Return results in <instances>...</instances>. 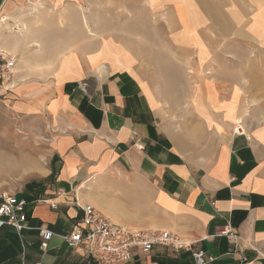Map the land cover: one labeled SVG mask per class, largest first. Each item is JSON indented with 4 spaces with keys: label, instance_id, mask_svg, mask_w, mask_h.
I'll list each match as a JSON object with an SVG mask.
<instances>
[{
    "label": "crops",
    "instance_id": "crops-1",
    "mask_svg": "<svg viewBox=\"0 0 264 264\" xmlns=\"http://www.w3.org/2000/svg\"><path fill=\"white\" fill-rule=\"evenodd\" d=\"M0 18V49L17 57L0 107L47 122L30 151L0 154V175L25 163L4 179H30L0 181L28 203L24 231L0 230V264H97L63 240L87 204L187 246L124 264H195L197 250L209 264H264V124L248 119L260 111L242 77L218 70L264 49V0H0ZM157 82L171 84L164 102Z\"/></svg>",
    "mask_w": 264,
    "mask_h": 264
},
{
    "label": "built area",
    "instance_id": "built-area-1",
    "mask_svg": "<svg viewBox=\"0 0 264 264\" xmlns=\"http://www.w3.org/2000/svg\"><path fill=\"white\" fill-rule=\"evenodd\" d=\"M5 21L0 18V28ZM15 56L0 49V87H5L15 75L17 64ZM26 199L16 194L2 192L0 194V230L12 227L17 232L26 229L27 223ZM53 210L58 205L50 203ZM83 215L74 230L63 237L64 242L73 248L82 247L88 258L97 264L129 263L134 251L150 254L157 246L171 247L175 251L186 249L171 232L160 230H132L114 225L93 206L87 204L82 207ZM222 236H231L230 228L226 227ZM54 233L49 229L40 232L41 248L47 250ZM195 264H209L211 259L203 250L192 253Z\"/></svg>",
    "mask_w": 264,
    "mask_h": 264
},
{
    "label": "rangeland",
    "instance_id": "rangeland-1",
    "mask_svg": "<svg viewBox=\"0 0 264 264\" xmlns=\"http://www.w3.org/2000/svg\"><path fill=\"white\" fill-rule=\"evenodd\" d=\"M110 13V12H109ZM160 53V54H159ZM161 55L162 53L159 52ZM157 54V56H159ZM232 60L236 61L235 63L230 64L228 67L218 68L219 73L221 75H230V76H238L242 77L241 85L248 91V99L247 105L249 108L257 109V112L260 111L259 114L250 113L248 119L251 122L263 123L264 124V49H258L255 46L250 44L247 45L244 51L236 52L235 56L231 57ZM162 69V68H161ZM156 70H160V68H156ZM217 70V71H218ZM159 74L158 72L156 73ZM149 86L156 88L155 93H157L162 102V95L164 93L163 88L168 85L170 87V83L166 84L164 82L150 83ZM174 85V84H172ZM177 85V84H176ZM179 85V84H178ZM177 85V86H178ZM191 116L186 115H176L175 121L180 122L189 119ZM47 122L43 119H34V118H26L21 117L20 115L13 113L7 109L0 107V154H4L3 151H12L14 154L19 157L21 149L30 151V147L38 142L41 139V130L37 131V129L46 128ZM5 140V142H4ZM7 141V142H6ZM21 144H19V142ZM13 144H19L17 147L12 146ZM22 144L26 145L22 148ZM18 152V153H17ZM17 153V154H16ZM45 153V152H44ZM46 154V153H45ZM14 161V160H13ZM47 163V162H45ZM1 165V164H0ZM25 163H10L6 162L4 171L0 175V181H7L8 184H13V186L19 187L22 183L30 180V179H4L5 176H9L10 172L13 174H17L20 176L21 171L24 169ZM15 168V169H13ZM8 173V174H7ZM5 174V175H3ZM21 177V176H20ZM7 192V191H6Z\"/></svg>",
    "mask_w": 264,
    "mask_h": 264
},
{
    "label": "bare ground",
    "instance_id": "bare-ground-1",
    "mask_svg": "<svg viewBox=\"0 0 264 264\" xmlns=\"http://www.w3.org/2000/svg\"><path fill=\"white\" fill-rule=\"evenodd\" d=\"M25 31V28H21L20 30H19V32L20 33H23ZM18 32V31H17ZM20 33H18V34H20ZM13 87V86H12ZM37 114H39V113H37ZM28 164V166H35L36 164H34V163H27ZM38 166V165H37ZM29 168H31V167H29ZM13 169H15V168H13ZM18 169H20V168H18ZM32 169V168H31ZM30 169V170H31ZM33 169H35V168H33ZM45 169H47V168H45ZM16 170V169H15ZM42 170V169H41ZM48 170V169H47ZM25 171V170H24ZM43 171V170H42ZM35 172V171H34ZM44 172V171H43ZM16 173V172H15ZM36 173V172H35ZM41 174H43V173H41Z\"/></svg>",
    "mask_w": 264,
    "mask_h": 264
}]
</instances>
